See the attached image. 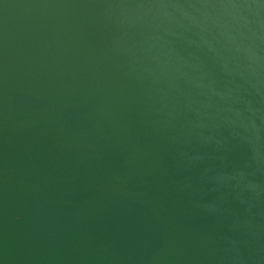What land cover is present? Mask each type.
I'll return each mask as SVG.
<instances>
[{"label": "water", "instance_id": "obj_1", "mask_svg": "<svg viewBox=\"0 0 264 264\" xmlns=\"http://www.w3.org/2000/svg\"><path fill=\"white\" fill-rule=\"evenodd\" d=\"M0 264H264V0H0Z\"/></svg>", "mask_w": 264, "mask_h": 264}]
</instances>
